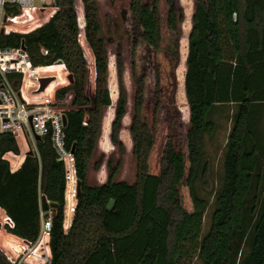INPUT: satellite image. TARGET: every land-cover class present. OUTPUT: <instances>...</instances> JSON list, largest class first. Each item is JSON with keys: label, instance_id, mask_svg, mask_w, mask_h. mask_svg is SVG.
I'll use <instances>...</instances> for the list:
<instances>
[{"label": "trees", "instance_id": "trees-1", "mask_svg": "<svg viewBox=\"0 0 264 264\" xmlns=\"http://www.w3.org/2000/svg\"><path fill=\"white\" fill-rule=\"evenodd\" d=\"M81 3L82 10L77 0H56L50 20L37 32L0 34V54L25 50L35 68L58 72L54 66L61 64L71 76L72 84L56 92L55 105L59 107V102L72 95L63 111L67 124L62 138L63 149L74 164L73 173L61 160L53 143V127L47 122L48 133L12 172L6 155L19 156V144L13 133L0 132V234L33 246L42 234L43 214H51V264H193L196 260L202 264H264V197L250 234L249 252L238 260L248 205L258 203L264 191L262 152L251 129L255 109L264 104V0H196L184 76L191 119L185 152L177 142L176 129L178 7L174 0H166L162 12L159 0H153L151 7L143 0H131L123 19L133 61L130 134L137 179L134 185L118 182L120 167L116 166L101 186L90 185L89 170L102 131L103 110L112 105L106 84L109 58L100 36L97 0ZM26 11L6 5L5 16L16 19ZM150 71L155 80L151 123L144 117ZM122 72L119 62L112 136L116 144L128 105ZM22 80L20 73L0 70V88L14 97L20 94ZM59 84L57 77L44 103L52 101ZM30 95L27 90L22 97L28 101ZM164 98L168 120L162 123ZM224 104H236L237 111L226 146L223 185L210 228L203 235L208 203L200 197L196 182L203 168L205 136L215 132L209 116L215 106ZM202 175H207L206 168ZM68 178L80 184L75 203ZM0 264H9L1 253Z\"/></svg>", "mask_w": 264, "mask_h": 264}, {"label": "rangeland", "instance_id": "rangeland-1", "mask_svg": "<svg viewBox=\"0 0 264 264\" xmlns=\"http://www.w3.org/2000/svg\"><path fill=\"white\" fill-rule=\"evenodd\" d=\"M147 6H152L153 0H143ZM178 7L179 14V33H180V63L176 71L177 93L175 99L176 117H177V142L181 149L187 150V133L191 128V119L189 106L184 94V81L186 71V59L188 53V37L192 30V18L194 14V4L196 0H174ZM245 2V0H242ZM37 6L40 2H35ZM99 16L102 23L101 38L104 40L109 58V72L106 77V84L111 94L112 105L103 110L102 113V131L98 140L96 151L93 155L89 170V181L92 186H101L107 183L111 170L119 166L117 181L126 182L134 185L137 179V161L133 155V141L130 134V127L134 116V96L135 86L131 78L132 55L130 54V41L126 32L123 14L129 9L131 0H97ZM77 7L82 10L81 0H77ZM159 8L162 12L166 10V0H159ZM51 18V10L38 8L27 10L19 18L7 19L5 13L0 11V34H20L28 35L37 32L42 26L48 23ZM84 26V20H80ZM3 32V33H2ZM141 56V52L138 54ZM15 58L16 60L12 59ZM119 62L122 63L123 72L121 78L126 88L128 96V105L125 116L122 118L117 134L118 144L112 141L113 124L116 119L117 103L119 99L120 74ZM11 66L14 68L9 69ZM61 66L58 72L54 69H37L30 63V55L25 50H15L0 54V70L3 73L12 72L22 74L20 94L15 97L5 89L0 88V132H11L15 135L20 148V155L8 154L12 172L19 169L26 157L32 150H36L37 138H42L48 133L46 122H50L53 127V141L60 133L54 129V122L63 117V111L71 102L72 95L59 102L56 107L55 94L59 89L72 84L71 76L66 72L64 66ZM63 66V67H62ZM54 78L47 89H43L39 83L42 77ZM60 80L56 91L52 92V101L44 103L47 100L46 94L51 85L57 79ZM151 85L146 91V107L144 117L151 123L152 111L154 106V76L149 72ZM29 80L30 83L24 82ZM23 90V91H22ZM29 90L28 101L22 96ZM41 90L44 94L39 93ZM159 121L164 123L168 120L166 99L163 100ZM39 103V104H37ZM254 111L255 117L251 124L254 131L255 141L260 147L262 156L259 160L260 166L264 172V104L258 105ZM237 111L236 104L217 105L213 108L209 120L215 125V132L212 135H206L204 139V159L203 168H206L207 175L203 177V168L200 170L196 187L201 198L207 201L208 208L204 214L203 235H205L211 224V218L215 209V200L224 181V160L226 146L230 131L233 126V120ZM122 145V148L119 146ZM61 160L73 169L74 164L71 155L64 149L59 150ZM72 172V171H71ZM68 177V175H67ZM68 184L71 186V202H77L79 182L77 179L68 178ZM264 197V191L258 195V203L250 201L246 215V235L239 248L238 260H242L249 252V238L253 230V225L260 212L261 201ZM256 210V212H255ZM67 230L70 223L66 224ZM47 229L40 238L39 242L31 247L34 251L25 255V262L22 264H50L51 255L49 250V234L51 229V214H44L42 229ZM25 246L17 239L4 233L0 234V253L5 256L9 264H19V257ZM13 256L16 259H8ZM19 256V257H18ZM23 258V255L20 257ZM21 260V259H20ZM193 264H202L196 260Z\"/></svg>", "mask_w": 264, "mask_h": 264}, {"label": "built area", "instance_id": "built-area-1", "mask_svg": "<svg viewBox=\"0 0 264 264\" xmlns=\"http://www.w3.org/2000/svg\"><path fill=\"white\" fill-rule=\"evenodd\" d=\"M37 1L40 2L39 6H37L35 4V2H37ZM55 2H56V0H0V11H1L2 14H4L6 5L17 6V7L26 9V10H34V9H38V8H45L48 11V10H50L51 8H53L55 6ZM54 127H55L54 129H56L60 133V135L57 138H55V141H53L55 147L59 151V150L63 149L62 128L64 126H63L62 117H60L57 120V122H54ZM43 217H44V214H43ZM42 226H43V222H42ZM66 231H67V228H66ZM43 234H44V230L42 229V234H41L40 238H42ZM22 244L25 246V249L22 251V254H18V255H20V257L23 255V258H20L18 256L19 257L18 262L20 261L19 264H22V263H24L26 261L25 258H24L26 254L31 253V252L34 251V249L33 250L31 249V247H33L34 245L33 246H29V245H26L24 243H22ZM50 264H51V262H50Z\"/></svg>", "mask_w": 264, "mask_h": 264}, {"label": "water", "instance_id": "water-1", "mask_svg": "<svg viewBox=\"0 0 264 264\" xmlns=\"http://www.w3.org/2000/svg\"><path fill=\"white\" fill-rule=\"evenodd\" d=\"M52 81H53V78H42L40 80V84L42 85V87L47 88L52 83ZM2 88H5V87H2ZM1 103L2 102L0 100V104ZM62 120H63V126H66V124H67L66 116L63 115ZM37 139L40 140V138H37ZM31 153H32V151L29 152V154H31ZM79 194H80V184H79V188H78L77 198L79 197Z\"/></svg>", "mask_w": 264, "mask_h": 264}, {"label": "bare ground", "instance_id": "bare-ground-1", "mask_svg": "<svg viewBox=\"0 0 264 264\" xmlns=\"http://www.w3.org/2000/svg\"><path fill=\"white\" fill-rule=\"evenodd\" d=\"M54 67H57V68H58V67H61V66H54ZM62 67H63V66H62ZM63 68H64V67H63ZM42 78H45V77L43 76ZM42 78H41V79H42ZM47 78H49V77H47ZM183 78H184V76H183ZM53 79H54V78H53ZM53 81H54V80H53ZM39 83H40V82H39ZM41 86H42V85H41ZM49 86H50V85H49ZM49 86H48V87H49ZM48 87H47V88H48ZM42 88H43V89H47V88H44V87H42Z\"/></svg>", "mask_w": 264, "mask_h": 264}, {"label": "crops", "instance_id": "crops-1", "mask_svg": "<svg viewBox=\"0 0 264 264\" xmlns=\"http://www.w3.org/2000/svg\"><path fill=\"white\" fill-rule=\"evenodd\" d=\"M184 81V79H182Z\"/></svg>", "mask_w": 264, "mask_h": 264}]
</instances>
